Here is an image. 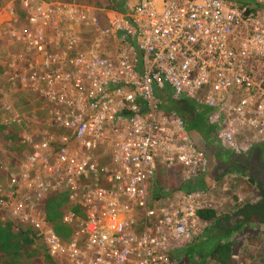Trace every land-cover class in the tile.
Listing matches in <instances>:
<instances>
[{
	"label": "built area",
	"instance_id": "obj_1",
	"mask_svg": "<svg viewBox=\"0 0 264 264\" xmlns=\"http://www.w3.org/2000/svg\"><path fill=\"white\" fill-rule=\"evenodd\" d=\"M19 2L21 15L0 31L21 49L5 55L6 85L39 104L42 123L34 117L0 184V211L31 227L53 259L174 264L201 236L204 208L201 192L150 190L158 169H178L182 185L202 172L177 105L188 103L233 155L264 143V0H135L125 13ZM2 109L16 119L6 101ZM62 191L84 210L62 217L67 240L42 207Z\"/></svg>",
	"mask_w": 264,
	"mask_h": 264
},
{
	"label": "trees",
	"instance_id": "obj_2",
	"mask_svg": "<svg viewBox=\"0 0 264 264\" xmlns=\"http://www.w3.org/2000/svg\"><path fill=\"white\" fill-rule=\"evenodd\" d=\"M84 3L96 9L120 13L130 11L125 0H84ZM22 103L23 106H26L25 101ZM176 110L180 111V103ZM0 115L5 120V125H3L2 118H0V136L4 140H8L11 144L10 149L16 152L7 168H3L0 163V184H2L8 178V172L21 160L25 145L22 141L19 143V140H22L21 129L13 125L9 116L1 108ZM39 116V112H36L35 121L41 124L42 119ZM184 120L188 132L199 125L206 124L200 115L193 121H190L189 118H184ZM26 121L24 119L21 122V127L28 132ZM4 126L7 127L6 130H4ZM167 183L166 186L170 193L179 188H183L186 192L200 190L197 185H188L189 182L185 185L180 184L179 178L174 180L173 177H170ZM202 184L201 180L200 185ZM243 184L245 193L253 194L257 201L247 203L238 209L234 216L240 214L241 218H235L233 222H230L226 216H217L214 209H199L197 217L202 224V234L184 245L183 249L175 256L174 264H237L231 258L233 255L238 256L240 264H264V188L248 176ZM163 189L164 187L158 183L156 195H167L168 193H165ZM42 207L45 222L62 240H67L71 234L69 225L63 222L62 217L71 215L74 219L84 218L82 206L72 201L69 195L63 191L47 196L42 202ZM240 239L245 241L248 246L254 247L252 254L247 253L244 257L240 256L238 251ZM0 264L56 263L40 245L36 232L31 227H24L20 223L12 221L6 213L0 211Z\"/></svg>",
	"mask_w": 264,
	"mask_h": 264
},
{
	"label": "rangeland",
	"instance_id": "obj_3",
	"mask_svg": "<svg viewBox=\"0 0 264 264\" xmlns=\"http://www.w3.org/2000/svg\"><path fill=\"white\" fill-rule=\"evenodd\" d=\"M48 1H75L76 4H84V0H48ZM128 4V8L131 9L133 5L135 4V0H126ZM92 7V6H90ZM21 8H20V2L19 0H1L0 1V31L3 28L4 24L10 20L13 21V18H15L18 15H21ZM97 17L98 13L96 14ZM20 19V18H19ZM5 22V23H4ZM18 23V22H17ZM12 23V24H17ZM13 26V25H12ZM3 38L0 36V43L6 44L5 40H2ZM5 54H1L0 57L3 59L5 58ZM1 74V73H0ZM7 78L4 80H0V108H3L4 102L10 104V106L14 109L16 115V119L12 122L13 125L17 126L19 129H21V138L23 139L27 133L36 132V128L34 129V117L36 116V109L39 107L38 103L32 98L27 99L25 93H16L12 90H8L7 85ZM26 100V106H23V101ZM1 123H4L3 116L0 115ZM26 119L27 124V130L25 131L24 128L21 127V122ZM5 127V126H4ZM7 127L4 128L6 130ZM34 129V130H33ZM30 132V133H31ZM29 133V134H30ZM22 140H19V143ZM262 146V153H264V144L256 145L252 149H259ZM11 144L8 140H4L0 136V163L3 166V168L8 167L9 161L16 155V152L10 149ZM259 147V148H258ZM203 158V156H202ZM207 163V162H206ZM208 169V176L207 180L208 182H211L209 185H211L210 189L201 193V205L204 208H211L214 209L217 216H226V217H234L235 212L246 205L247 203L252 202V195L251 193H245V185L243 184L244 181H246L247 173L238 172L235 170H232L225 175L220 176V173L217 171L214 172L213 168H210L207 165H205V171L207 172ZM12 170V169H11ZM215 173L216 176H218L217 179H210V173ZM166 177H160L157 176L155 179H153L154 184L159 183V185H162L164 189L169 191V188L166 186L167 183ZM206 180V182H207ZM214 180V181H212ZM215 182L214 184H212ZM215 187V189H214ZM212 188V189H211ZM157 193V192H156ZM234 220V218H233ZM243 239V238H242ZM240 239L239 245H238V251L241 254V257H244L245 254H252L254 251L253 246H248L245 241ZM56 264H70L69 262L55 258Z\"/></svg>",
	"mask_w": 264,
	"mask_h": 264
},
{
	"label": "crops",
	"instance_id": "obj_4",
	"mask_svg": "<svg viewBox=\"0 0 264 264\" xmlns=\"http://www.w3.org/2000/svg\"><path fill=\"white\" fill-rule=\"evenodd\" d=\"M58 2L76 3L75 1H73V2H71V1L70 2L69 1H58ZM126 5L128 6L127 1H126ZM155 5L156 6L159 5V0H155ZM100 10H105V9H100ZM24 23L25 22H23L22 20H19L17 24H12V25L17 31H21L25 27ZM10 51H14V52L18 53V52L21 51V49L15 43H13L11 45H8V43H6L4 45L0 43V52H1V54H5V53H8ZM4 60L5 59L0 57V73H1L0 74V80H4L5 81L8 68H7V65H5ZM178 113L184 118H189L190 121H193L194 117H198V115H196L192 111V109L190 108L189 104L186 103V102L180 103V111ZM188 134H189V136L191 138V141H192L193 145L197 148V150H199L202 153L203 161H202V164H201L202 165L201 166L202 167L201 174L198 177L193 178V179L185 182L184 185L189 182L188 185H192V186L193 185L194 186L197 185L198 186V188L200 189V190H197L198 192H205V191L209 190L210 187H211V185H209L211 182H208V180L206 178L208 175H207V173L205 171V165H207V164L209 165L212 161H214V162H222L223 160H225V155L226 154H230V155H232V154L230 152H228L227 150L221 148L217 144L215 136H214V130L212 128H210L209 126H207L206 124L203 125V126L199 125V127L191 129V131L188 132ZM254 146H256V145L252 144V147H254ZM259 158L264 160V153H262V150L260 151ZM156 173L159 174L157 176L166 177L167 181H168V179L170 177H173L174 180H176V178H179L178 169L170 170V171H167V172H165L163 169H158ZM201 180L203 181L202 185H200V181ZM206 180H207V182H206ZM212 181H214V180H212ZM214 183L215 182H213L212 184H214ZM156 189H157V184H154V181H153L152 186L150 187V190H152V192L155 195L157 194L156 193ZM252 196H253L252 197L253 198L252 199V203H254L257 200L255 199L254 195H252ZM234 217H227V218L230 220V222H233V218Z\"/></svg>",
	"mask_w": 264,
	"mask_h": 264
},
{
	"label": "flooded vegetation",
	"instance_id": "obj_5",
	"mask_svg": "<svg viewBox=\"0 0 264 264\" xmlns=\"http://www.w3.org/2000/svg\"><path fill=\"white\" fill-rule=\"evenodd\" d=\"M261 149L249 150L246 154L236 156V155H225V160L222 162L212 161L208 166L220 173V176L235 170L238 172L247 173L248 177L252 178L257 184H261L264 188V160L259 158ZM208 174V169L207 172ZM210 179H217L218 176L215 173H210ZM241 218L240 214L235 215V218Z\"/></svg>",
	"mask_w": 264,
	"mask_h": 264
},
{
	"label": "water",
	"instance_id": "obj_6",
	"mask_svg": "<svg viewBox=\"0 0 264 264\" xmlns=\"http://www.w3.org/2000/svg\"><path fill=\"white\" fill-rule=\"evenodd\" d=\"M195 118V117H194Z\"/></svg>",
	"mask_w": 264,
	"mask_h": 264
}]
</instances>
